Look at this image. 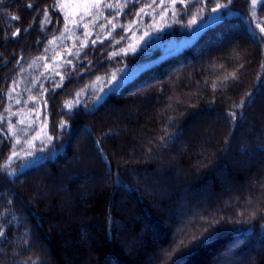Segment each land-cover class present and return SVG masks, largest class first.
<instances>
[{
    "label": "trees",
    "instance_id": "obj_1",
    "mask_svg": "<svg viewBox=\"0 0 264 264\" xmlns=\"http://www.w3.org/2000/svg\"><path fill=\"white\" fill-rule=\"evenodd\" d=\"M183 1L125 53L102 25L120 14V39L157 0H101L74 21L62 0H0V264H264V2ZM179 31L196 37L165 52Z\"/></svg>",
    "mask_w": 264,
    "mask_h": 264
},
{
    "label": "rangeland",
    "instance_id": "obj_2",
    "mask_svg": "<svg viewBox=\"0 0 264 264\" xmlns=\"http://www.w3.org/2000/svg\"><path fill=\"white\" fill-rule=\"evenodd\" d=\"M125 1L126 0H115L116 8L121 9V11H122V9H123L122 4ZM197 1L200 2L201 4L203 3L205 6L206 2H204L203 0H197ZM250 2H251V5L254 8H256L257 6H259L262 3V0H250ZM62 3H63L64 8L67 11V14L71 16L70 18H67V19L71 20V21H74L75 20L74 17L76 16V14H79L81 12H83V14L81 15V19L84 17H88L89 16V14H88L89 8L91 10L94 6L92 0H62ZM178 3H186V2H184L183 0H159V1L157 0L158 5L155 7H152V6L145 7L146 4L142 5L141 8H143L144 11L141 12L140 11L141 8H140L139 11L137 12V13H139V15H137V13H136L135 17L133 18V20L130 23L123 25V27L121 26L123 31L121 33L122 36H120V39L116 38V36H115V35H117V31L120 29V25L118 24V22L116 20L117 17L120 16V14L119 15L115 14L114 16L108 18L106 20V23L104 25H102L99 32L100 33L103 32L104 28H105V32L102 34L103 40H105V39L113 40L114 39L113 41L115 44H120L124 41L123 48L127 49L126 51H123L125 53L126 52H129V53L135 52V50L138 48L139 45H141L142 47L144 46L143 49H145V47L147 46L146 42H148L154 36H157L156 27L152 28V26H151L153 24V19H151L152 16L155 14L156 11H159L163 7H168V9H169L168 12H172L175 9V5ZM212 8L214 9L216 7H212ZM204 13H205V10H202L201 13L198 15V17H195L192 20V24L194 25V27H197V31L203 30L205 27H207V25L211 24L213 21L215 22V21L221 19L224 16L221 12V9H219V11H216L213 13L211 11L207 14H204ZM230 14L231 13H226L225 16H229ZM148 19L149 20L151 19V20L149 23H146V21ZM164 19H166V18H164ZM92 20L90 21L91 24H89V25H88V22L84 23V26L82 27V29L85 31L87 30L86 31V34L88 35L87 37H89V38L96 37L98 39L97 35H99V36H101V35L99 34V32L96 33L97 35H94V31L92 30V28H93ZM109 21H112V23H109ZM170 36H171L170 38L164 37L161 40L162 43H165L164 44V46H165L164 51L165 52H172V51L176 52L177 50L183 48L185 46V44L191 43L196 37V35H192V38H190L189 40H187L188 42L183 44V43H179L177 40V36H181L180 31L177 33V35L175 37L172 38V35H170ZM122 72L128 73V75H132L131 77L136 76L139 73L138 71H135V72L130 71V69L128 67H124V70H122ZM114 78L115 77H113L112 80ZM125 79H127V78H125ZM122 81H121V83H122ZM89 93H90V91L86 92V94H84V97L87 96ZM104 94H105V92H103L102 96H104ZM101 98L102 97H99V99H101ZM32 123H33V120L29 123L30 126H32ZM120 133H121V135H128V134H130V131H129V129H123L120 131ZM209 140H210V138H209ZM209 140H207V142ZM184 141H186V140H184ZM243 163H244V166L248 168L249 159L244 158ZM179 174H187V171H180ZM217 177L219 180L226 182V183H228L230 181L227 178V176L222 175V174L220 176H217ZM84 181H85V184H87L88 188H93V186H95L97 184L91 178H84ZM81 187L83 188L84 185H82ZM254 187L255 186H248L247 189L249 192V196L251 197V200H252L251 207L256 209L258 207V205H257L258 197L256 194L257 193L256 188H254ZM50 196L51 197L55 196V193H51ZM35 197L38 198V196H35ZM160 198H163L162 193L160 194ZM126 219L130 220V218L128 216ZM180 222H183V220L180 219ZM190 222L191 221H189V224H190ZM60 229H62L61 225H60ZM178 234L179 233L177 231V235ZM123 244H125V243L123 242ZM129 244L131 246V252L134 253L136 250H138V248L141 244H144V239H143V237H141L139 240L131 241V243H129ZM158 250L160 252H162L161 247H159Z\"/></svg>",
    "mask_w": 264,
    "mask_h": 264
},
{
    "label": "snow or ice",
    "instance_id": "obj_3",
    "mask_svg": "<svg viewBox=\"0 0 264 264\" xmlns=\"http://www.w3.org/2000/svg\"><path fill=\"white\" fill-rule=\"evenodd\" d=\"M92 2H93V5H94L95 7H99V6H100V2H101V0H92ZM262 2H264V0H262ZM229 3H231V0H229ZM106 6L111 7L110 5H106ZM29 7H31V5H29ZM145 7H150V5H145ZM221 7H226V6L217 4L216 8L213 9V12L219 11V9H220ZM140 11L143 12L144 9L141 8ZM137 15H139V13H137ZM45 16L47 17V10L45 11ZM11 19L16 20V19H18V17H17V16H12ZM109 23H112V21H109ZM258 27H259V25H258ZM260 31H261L262 33H264V27H261V28H260ZM18 34H19V29H17V32L14 34V36H15V35H18ZM233 78H235V77H233ZM58 87H59V85H58ZM17 102L19 103V101H17ZM242 103H243V102H242ZM232 118H233V120H235V116H234V115H233ZM61 127L64 128L65 125L62 124ZM49 139H51V137H49ZM16 143L19 144L20 141L17 140ZM16 155H17V154L14 152V153H13V156H16ZM10 159H11V157H10ZM9 175H11V173H9ZM3 236H4V232H3L2 230H0V237H3ZM208 239H209V237H205L203 240L200 241V243H201V244L206 243V242L208 241ZM194 248H195V245L193 246V250H194Z\"/></svg>",
    "mask_w": 264,
    "mask_h": 264
}]
</instances>
